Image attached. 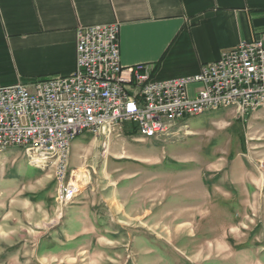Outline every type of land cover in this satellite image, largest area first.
I'll return each mask as SVG.
<instances>
[{"label": "rangeland", "instance_id": "1", "mask_svg": "<svg viewBox=\"0 0 264 264\" xmlns=\"http://www.w3.org/2000/svg\"><path fill=\"white\" fill-rule=\"evenodd\" d=\"M232 110L184 119L169 137L123 133L107 148L78 136L87 149L70 148L65 200L53 159L2 151L0 220L11 212L12 239L0 264H264V107L245 121Z\"/></svg>", "mask_w": 264, "mask_h": 264}, {"label": "built area", "instance_id": "2", "mask_svg": "<svg viewBox=\"0 0 264 264\" xmlns=\"http://www.w3.org/2000/svg\"><path fill=\"white\" fill-rule=\"evenodd\" d=\"M118 30L117 23L78 27L71 75L0 86V148L20 144L60 151L63 200L70 196L65 178L76 136L96 134L107 148L117 135L154 136L166 121L227 100H236L232 112L243 121L253 106L264 107L263 41H241L194 77L155 81L147 67L121 66ZM192 83L199 87L189 96Z\"/></svg>", "mask_w": 264, "mask_h": 264}, {"label": "crops", "instance_id": "3", "mask_svg": "<svg viewBox=\"0 0 264 264\" xmlns=\"http://www.w3.org/2000/svg\"><path fill=\"white\" fill-rule=\"evenodd\" d=\"M110 23L119 27L121 66L147 67L155 81L190 78L241 41L264 44V0H0V86L71 75L76 29ZM198 87L189 84V96ZM86 149L77 137L72 155ZM4 210L0 243H10L12 216ZM35 214L34 228L43 229L42 212Z\"/></svg>", "mask_w": 264, "mask_h": 264}, {"label": "bare ground", "instance_id": "4", "mask_svg": "<svg viewBox=\"0 0 264 264\" xmlns=\"http://www.w3.org/2000/svg\"><path fill=\"white\" fill-rule=\"evenodd\" d=\"M259 106H253V111L256 110ZM220 108H233L236 109V100H227L225 104H218L217 106H214L213 109L210 110H203L202 112H195L194 115H187L182 117H177L173 121H166V124H163L161 127L160 132H155L154 136L149 133H136L137 135L147 137V138H156V137H169L172 136L175 132H178L181 128H185V126H180L179 123L187 119L189 117H199L200 115L204 114L205 112L218 110ZM82 135V134H81ZM80 136V135H79ZM76 136L74 139L70 141V148L72 146V143L77 138ZM20 148L29 153L32 157H39L44 159H53L55 163L58 164L59 167H62V155L61 152L58 150H52L51 147H43V146H30L25 147L24 145L20 144H13V145H4L0 148V153L8 148ZM68 165V160H67ZM60 181V180H59ZM72 183V182H71ZM68 189L70 192H74L76 188H74L72 185H68Z\"/></svg>", "mask_w": 264, "mask_h": 264}, {"label": "trees", "instance_id": "5", "mask_svg": "<svg viewBox=\"0 0 264 264\" xmlns=\"http://www.w3.org/2000/svg\"><path fill=\"white\" fill-rule=\"evenodd\" d=\"M128 134L133 135V134H136V133H128Z\"/></svg>", "mask_w": 264, "mask_h": 264}]
</instances>
